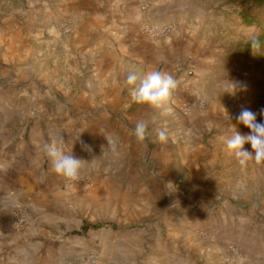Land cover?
<instances>
[{
	"label": "rangeland",
	"instance_id": "obj_1",
	"mask_svg": "<svg viewBox=\"0 0 264 264\" xmlns=\"http://www.w3.org/2000/svg\"><path fill=\"white\" fill-rule=\"evenodd\" d=\"M102 1L52 0L47 7L46 0H17L1 8L2 15L16 17L13 27L18 32L13 38V70L3 73V83H17L15 90L35 100L49 94L68 100L66 151L82 160L80 176L88 179V185L63 184L67 198L60 206L65 208V218L71 226H103L64 235L82 237L81 258L69 264H85L90 255L97 257L93 264H163L157 258L160 252L171 254V264H264V166L250 162L242 168L226 154V141L235 131L250 132L236 119L242 109L264 122V63L256 64L264 56V43L255 54L248 45L264 35V0ZM98 9L100 14L95 12ZM52 13L58 15L51 17ZM144 24L169 32L152 38L143 32ZM161 53L165 56L156 60ZM172 54L173 77L177 82L186 78L189 99L183 97L186 101L179 105L176 121L157 116L158 111H151L153 117L144 112V142H137L133 134L137 118L125 117L136 113L139 105L126 111L119 101L120 116L111 120L119 131V117L124 115L130 124V147L140 146L144 157L137 161V151L132 149L129 167L122 166L109 154L108 145L96 148L103 143L90 132L96 114L80 106L78 96L93 86L99 89L105 76L112 89L121 88L125 102L131 97L124 82L127 74L134 72L139 84L149 71H163ZM189 59L193 75L185 65ZM174 92L171 95L178 96ZM191 99L204 101L206 110L185 116L182 109ZM38 111L35 102L27 126L35 127ZM47 115L40 121H49ZM68 118L73 124H67ZM51 120L56 128L57 119ZM160 130L167 133L164 142L158 140ZM188 139L195 148L202 144L199 148L208 153L202 155L203 165L178 167L161 157L177 154ZM119 147L117 143V152ZM244 149L254 151L250 143ZM194 173L227 176L229 182L241 181L244 187L230 188L226 182L209 207H175L177 197L187 196L173 193L175 175L184 189ZM132 178L135 182L128 183ZM142 184L145 192L138 193Z\"/></svg>",
	"mask_w": 264,
	"mask_h": 264
},
{
	"label": "crops",
	"instance_id": "obj_2",
	"mask_svg": "<svg viewBox=\"0 0 264 264\" xmlns=\"http://www.w3.org/2000/svg\"><path fill=\"white\" fill-rule=\"evenodd\" d=\"M16 1L0 0V264H69L78 262L81 258L83 251L82 237L72 235L65 238L64 235L69 232H81L83 223L71 226L67 221L68 219L65 218V208L60 204L67 198V192L61 188L66 181L52 170L51 164L43 151V145L49 142L51 134L56 136L57 139L63 137L62 147L67 154L64 138L66 128L64 116L67 118V115H69L65 110L68 100L63 99L59 94L37 96V100H35L36 98L33 95L24 96L22 92L15 90L17 83H3L1 78L5 75L3 73L13 70L11 68L13 67V47L15 45L13 44V38H17L18 32L13 27V21L16 17L9 13L2 15L1 8L13 5ZM46 1H48V3H45L47 7L52 6L49 3L52 0ZM48 11H51L50 8H48ZM95 12L100 14L102 10L98 9ZM54 15L58 14L52 13L51 17ZM161 54L156 55L160 57L155 59H162L165 55ZM174 60L175 56L172 54V57L168 58V64L164 69L172 75L174 74ZM184 80L186 78H179L177 87L174 90L176 92L174 93L178 96L171 95L163 111L139 105L136 113L125 115V117L130 119L132 115L139 122L144 119V115H142L144 112L153 117L151 111H154V113L158 111L157 116L162 115L167 119L178 120V110L182 105V101L189 99L186 96ZM101 82L99 89L93 86L89 88V91L80 93L77 102L83 108H90L96 114L95 121H90V132L99 140L103 139V143H99L100 146L98 145L96 148H100L103 144L108 145L106 137H111L115 140L116 146L117 143L120 146L115 160L118 164L122 163V166L129 167V160L133 158L130 154L131 150L133 149L132 152L137 151L135 156L137 161H140L144 158L143 155L140 156L142 148L137 144H132L130 147L131 139L127 134V128L130 124L129 121L122 118L124 115L119 117L122 119L119 131L117 123L112 121L111 118L120 116L116 113L119 101L121 109H126V111L135 103L132 102L131 97H127L125 102L121 101V94H119L121 88L118 86L117 89H112L110 87L112 81L108 80V77L105 78L104 76ZM183 97L186 100H182ZM69 100L72 99L69 98ZM192 101L191 99L188 102ZM35 102L38 104L39 111L34 124L35 127L31 128L27 124H29L30 111L33 109ZM126 104L131 106L126 108ZM43 114H48L49 121H46V119L40 121ZM52 118L57 119L56 128H54L55 123L51 120ZM68 119V121L66 120L67 124H73V120ZM124 127H126V130L123 129ZM115 132H120V135L117 136ZM200 145L203 147L202 144H199L195 148L188 139L186 147L179 149L177 154L169 153L161 157L168 164L173 163L178 167H185L189 164L200 167V165H203L200 162L204 159L202 155L207 153L199 148ZM104 148L102 146L100 150ZM109 154H111L110 151ZM161 157L157 156L156 158L160 159ZM176 159L177 162H174ZM175 178V181L171 184L173 193L175 195H187L186 197L183 196V199L177 197L175 207L186 206L190 209L201 206L209 207V201L215 199L216 194L221 193V189L225 188V183L229 182L227 176L194 173L188 181L189 184L183 189L184 182H182L180 176L175 175ZM134 182L133 178L128 181V183ZM136 182L139 184V181ZM240 185L243 186V182H229L230 188H236ZM137 191L138 193L145 192V185L142 184ZM223 206L225 207V205ZM19 209L27 214V224L22 229L17 228L13 222L15 212ZM163 253L160 252L157 258H161L163 264H171L172 258H169L171 254L168 252Z\"/></svg>",
	"mask_w": 264,
	"mask_h": 264
},
{
	"label": "clouds",
	"instance_id": "obj_3",
	"mask_svg": "<svg viewBox=\"0 0 264 264\" xmlns=\"http://www.w3.org/2000/svg\"><path fill=\"white\" fill-rule=\"evenodd\" d=\"M260 47V41L254 38L251 41L253 53L255 54ZM138 79L134 72H130L124 81L129 86L132 102L137 105H148L154 109H163L177 87V81L173 75L166 71H149L143 79H140L139 84H137ZM232 91H234V85ZM130 106V104L125 105L126 108ZM261 116H264V109H261ZM236 119L240 124L250 129V132L240 134L235 131L226 141V154L234 157L242 168L249 166L250 162L256 166H264V122H258L256 115L248 109H242ZM146 130L147 124L145 122H137L133 130L137 142L146 140ZM157 136L160 142L167 139V133L164 130L158 131ZM106 139L108 150L113 156L118 155L115 140L111 137H106ZM63 142V137L57 139L56 136L50 134L49 142L43 145L44 155L48 158L52 170L58 176L65 181H76L80 176L82 160L72 154H66L62 147ZM246 143L251 144V148L254 150L252 153L244 149ZM84 147L87 149V146Z\"/></svg>",
	"mask_w": 264,
	"mask_h": 264
},
{
	"label": "built area",
	"instance_id": "obj_4",
	"mask_svg": "<svg viewBox=\"0 0 264 264\" xmlns=\"http://www.w3.org/2000/svg\"><path fill=\"white\" fill-rule=\"evenodd\" d=\"M142 30L144 33H146L148 36L152 37V38H159L162 37L163 35H166L169 30L166 29H157V28H153L147 24H144L142 26ZM188 65V74L189 75H193L194 71H193V61L192 59L188 60V63H186L185 65ZM179 70H182L183 67L181 64H179ZM206 110V103L204 101H195L192 102L191 104L185 106L182 111L183 114L188 116L191 115L193 112L199 113ZM88 179L84 176H79V179L76 181H67V184L69 186H78V185H82V186H87L88 185ZM27 214L23 213L21 214L20 209L16 210L15 212V216L13 218V222L15 224V226L17 228H22V226L25 224V218H26ZM97 261V257L95 255H90L86 260H85V264H93Z\"/></svg>",
	"mask_w": 264,
	"mask_h": 264
},
{
	"label": "trees",
	"instance_id": "obj_5",
	"mask_svg": "<svg viewBox=\"0 0 264 264\" xmlns=\"http://www.w3.org/2000/svg\"><path fill=\"white\" fill-rule=\"evenodd\" d=\"M258 40L260 41V44L262 46V44L264 43V35L261 36L260 38H258ZM248 45H249V48L251 49V42ZM261 63H264V56L263 55H260L258 61L256 62L257 65H260ZM100 227H103V226L100 224L95 225V226H91L89 224H84L81 228V232H79V233L83 234V233L88 232L90 229H98Z\"/></svg>",
	"mask_w": 264,
	"mask_h": 264
}]
</instances>
